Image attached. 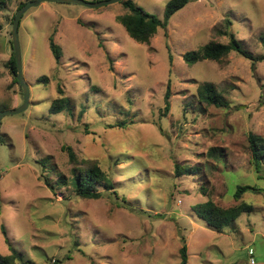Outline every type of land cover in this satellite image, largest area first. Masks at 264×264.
<instances>
[{
  "label": "rangeland",
  "instance_id": "374dc122",
  "mask_svg": "<svg viewBox=\"0 0 264 264\" xmlns=\"http://www.w3.org/2000/svg\"><path fill=\"white\" fill-rule=\"evenodd\" d=\"M27 1L8 0L0 10V112L24 102L8 62L13 17ZM134 1L163 19L170 0ZM123 13L120 2H44L23 15L30 104L4 116L0 127L1 252L10 253L7 237L22 255L18 264H181L184 238L188 264H264V179L248 142L250 133L264 137V61L253 65L235 52L193 65L183 59L208 43H227V29L261 54L264 0H190L149 44L117 21ZM51 35L62 48L59 62ZM206 81L229 106L199 102L197 87ZM60 87L71 108L52 114ZM122 121L127 127H111ZM67 146L79 159H98L117 191L83 198L58 185V173L48 177L54 189L47 185L42 159L71 177ZM212 147L223 150V162L207 155ZM177 164L202 170L179 176ZM237 184L260 187L242 198L254 204L252 212L223 231L198 217L193 207L210 198L225 208L238 203Z\"/></svg>",
  "mask_w": 264,
  "mask_h": 264
},
{
  "label": "trees",
  "instance_id": "16d2710c",
  "mask_svg": "<svg viewBox=\"0 0 264 264\" xmlns=\"http://www.w3.org/2000/svg\"><path fill=\"white\" fill-rule=\"evenodd\" d=\"M28 2V1H27ZM190 0H170L165 7L163 19L158 16L145 11L134 0H122L120 3L123 5L124 13L117 16L119 21L128 34L137 42L149 44L151 39L159 32V29H165L169 25L170 19L180 9L184 8ZM8 0H0V10L6 9ZM21 3L19 9L24 6ZM16 14L13 17V22ZM230 24V23H229ZM229 37L227 43L212 42L200 46L196 50L187 51L183 55V59L189 65H193L203 60L221 61L232 52L249 59L253 65L264 61V34L261 35V43L263 52L255 55L250 52L236 37V35L228 29L224 32ZM167 35V34H166ZM49 47L57 62L62 57V48L54 40V36L49 37ZM11 72L15 76V82L19 83L16 78V59L13 54L9 60ZM61 97L55 99L50 106V113L57 114L64 110H70L71 100L67 97L60 87L58 89ZM197 98L200 103L206 105H214L216 107H227L229 103L224 97L223 93L218 90L217 86L212 82H203L197 87ZM170 83L168 84L165 94V107L164 114L166 115L170 110ZM127 122L122 121L111 127H127ZM249 149L251 152V162L254 170L259 179H264V137L258 134L250 133L248 136ZM68 152L69 161L71 165V177L67 178L63 173L59 172L55 167L51 166L49 159H42L40 161L46 173V184L52 189L54 186L49 180V175L59 174L61 180L58 182L60 186H72L77 196L88 199H99L107 193H115V184L113 179L104 171L98 159H79L75 151L71 147H65ZM207 155L211 159H216L223 162L224 153L220 147H212L208 150ZM199 166L190 165H176V175H198L201 173ZM99 186L103 187L99 188ZM206 192L207 188L202 187ZM260 187L251 184H237L233 193L236 201H239L233 206L222 207L216 204L211 198L205 202L196 204L193 208L199 218L204 220L210 227L218 231H223L226 228L234 227V222L243 214L250 213L254 209V204L243 200V195L247 192L258 193ZM207 194V193H206ZM6 235L5 230H3ZM6 242L9 245V254H3L0 250V264H18L22 261V255L14 247L10 245L9 239L6 237ZM181 264H188V247L183 238V245L180 249Z\"/></svg>",
  "mask_w": 264,
  "mask_h": 264
},
{
  "label": "water",
  "instance_id": "95a60500",
  "mask_svg": "<svg viewBox=\"0 0 264 264\" xmlns=\"http://www.w3.org/2000/svg\"><path fill=\"white\" fill-rule=\"evenodd\" d=\"M120 1L122 0H105V1H92V2L86 0H30L26 2V4L18 10L13 22L12 47L14 50V57L16 59V66H17L16 78L19 84L21 85V87L23 88L24 102L18 108L11 110H4L0 112V127L4 116L8 114H20L24 112L29 107L30 104V90L23 73L22 51H21V45L19 39V26L23 15L30 8L39 6L44 2H68V3H76L79 5H83L88 8H100Z\"/></svg>",
  "mask_w": 264,
  "mask_h": 264
},
{
  "label": "built area",
  "instance_id": "2783aa9c",
  "mask_svg": "<svg viewBox=\"0 0 264 264\" xmlns=\"http://www.w3.org/2000/svg\"><path fill=\"white\" fill-rule=\"evenodd\" d=\"M251 261L254 262V258L253 257L251 258Z\"/></svg>",
  "mask_w": 264,
  "mask_h": 264
}]
</instances>
